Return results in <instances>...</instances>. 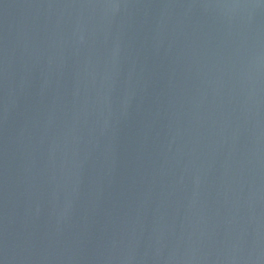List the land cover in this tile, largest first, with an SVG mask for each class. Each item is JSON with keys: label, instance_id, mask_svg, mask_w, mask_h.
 I'll return each mask as SVG.
<instances>
[{"label": "water", "instance_id": "water-1", "mask_svg": "<svg viewBox=\"0 0 264 264\" xmlns=\"http://www.w3.org/2000/svg\"><path fill=\"white\" fill-rule=\"evenodd\" d=\"M0 264H264V0H0Z\"/></svg>", "mask_w": 264, "mask_h": 264}]
</instances>
